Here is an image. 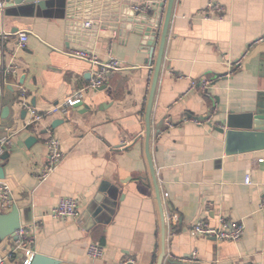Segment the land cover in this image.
Instances as JSON below:
<instances>
[{"label":"crops","instance_id":"0c3cea01","mask_svg":"<svg viewBox=\"0 0 264 264\" xmlns=\"http://www.w3.org/2000/svg\"><path fill=\"white\" fill-rule=\"evenodd\" d=\"M0 2V65L18 66L0 103V137L12 132L8 156L0 158V179L12 189L21 225H38L35 254L59 264H121L124 259L157 264L164 250L161 264H264V211L258 209L264 150L226 155L214 124L194 118L213 106L236 113L264 111V0H174L149 115L148 149L161 207L145 150L159 38L150 56L143 25L131 22L135 16L128 10L106 11L88 31L93 16L81 18L84 26L80 19L70 26L50 1L32 15L20 11L24 6ZM210 3L222 12H211ZM165 9L166 4L161 23ZM21 32L28 40L19 49ZM75 49L125 66L109 74L101 89L87 90L67 115H46L27 127L23 97L44 113L89 84L93 68L69 55ZM203 77L212 81L209 95L197 84L191 88ZM50 135L59 140L64 158L39 180ZM247 174L251 185L244 183ZM63 196L77 199L76 218L48 215ZM221 218L244 223L239 241L190 234L197 220L218 226ZM13 241H0V252ZM93 243L103 247L102 258L87 256ZM193 252L196 259L187 261Z\"/></svg>","mask_w":264,"mask_h":264},{"label":"water","instance_id":"95a60500","mask_svg":"<svg viewBox=\"0 0 264 264\" xmlns=\"http://www.w3.org/2000/svg\"><path fill=\"white\" fill-rule=\"evenodd\" d=\"M7 7L11 5L14 6H24L20 11L24 9L30 15L34 14L37 7L40 9L46 8V2L50 1L52 7L57 12L58 16L61 18H66L68 20V25L73 26L75 20H81L79 26L85 25V21L91 20L93 16L92 23L90 27H86L88 31L96 26L97 17L101 15L104 18L105 14L109 12L116 13L121 11L125 14L128 10L133 16L130 19L132 22L134 20L135 24L143 25L144 36L147 38L146 44L150 47V56L154 51L156 42L159 38V47L156 58V63L154 67V73L152 78L151 89L149 93L147 109H146V133H145V150L146 156L149 162V168L155 183L156 197L160 204L159 189L157 186V179L155 176V171L151 162V156L149 153V139H150V123L149 115L153 101V95L155 91L156 81L159 74L164 44L167 37L169 20L171 17L172 7L174 0H4ZM166 2V3H165ZM166 4L165 15L163 23L160 22L161 12ZM143 6L144 10H136L135 6ZM106 11H109L108 13ZM149 11H152V16H148ZM84 18L82 21L81 18ZM112 24H103L105 26H114ZM94 32V31H93ZM135 33L139 34L140 29L135 30ZM264 59V57H263ZM101 89V87L99 88ZM79 104V103H78ZM75 106H78L77 104ZM6 111V109L4 110ZM215 115L217 117L216 121H212L211 117ZM198 121H207L213 129L223 136L224 141V152L226 155L234 154L237 152L247 151V150H264V111L259 109H254L253 111H246L236 113L232 110H216L213 106L209 113L203 117H194ZM214 122V123H213ZM159 131V130H158ZM34 140L33 136L27 138V142H32ZM8 152L5 151L0 155L1 159H6ZM2 169H0V173ZM3 175H0L2 177ZM163 213V212H162ZM163 216V214H161ZM21 226L20 215L18 207L13 203L11 209L7 213H0V241L11 237L16 239V231ZM164 255V250L158 258L157 264L162 263ZM30 264H59V261L46 257L41 254H34Z\"/></svg>","mask_w":264,"mask_h":264},{"label":"built area","instance_id":"2783aa9c","mask_svg":"<svg viewBox=\"0 0 264 264\" xmlns=\"http://www.w3.org/2000/svg\"><path fill=\"white\" fill-rule=\"evenodd\" d=\"M210 10L213 13H221L222 7L217 3H210ZM0 8H3V3L0 2ZM136 10L143 11V6H135ZM28 40L26 32H21L18 35L16 41V47L19 49L24 48ZM69 55L82 59L88 62L92 69V76L89 84L85 89L78 91L75 95L65 99L61 103L52 106L44 113L36 110L31 104L28 103L25 97L21 100V105L26 111L27 119L26 126H32L46 115H67L70 109L78 104L84 93L87 90H97L103 86L107 80L109 74L113 71H118L124 68V64L115 59L110 58L106 61H101L97 55L92 51L86 49H75L69 52ZM236 66L240 67V62H236ZM18 70V66L14 63L1 64L0 65V103L3 100L4 92L9 85V78L14 75ZM212 81L206 77L201 78L199 82L192 81L191 88L198 85V88L206 95H209V89ZM24 94V91H23ZM167 125L171 126V122H167ZM12 132H7L6 135L0 137V155H2L11 144ZM46 146V158L42 166L39 168L36 175L37 179L44 180L50 174H52L59 164L63 161L64 155L61 151L59 140L55 136H48L45 141ZM264 161V159H260ZM244 183L251 185L250 175H245ZM13 204L12 189L8 182L0 179V208L5 210ZM258 209L264 211V195L261 197L258 203ZM48 215L54 219H66L76 218L78 216V201L72 196L61 197L56 205H54L48 212ZM37 224L21 225L16 231V239H14L12 245L8 251L0 252V264H4L8 260H15L20 258L22 264H30V261L35 254V235ZM245 225L242 221L230 222L223 218L220 219L218 226H211L208 223L197 220L190 228V234L192 236H202L206 238H213L218 241H233L237 242L244 234ZM86 254L92 259H100L104 254L103 247L98 244H89L86 249ZM197 257V253L193 252L190 257H187V261H194ZM133 259H124L121 264H132Z\"/></svg>","mask_w":264,"mask_h":264}]
</instances>
